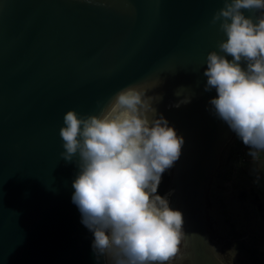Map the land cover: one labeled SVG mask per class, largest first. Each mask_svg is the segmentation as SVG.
I'll return each instance as SVG.
<instances>
[{"label":"water","instance_id":"obj_1","mask_svg":"<svg viewBox=\"0 0 264 264\" xmlns=\"http://www.w3.org/2000/svg\"><path fill=\"white\" fill-rule=\"evenodd\" d=\"M223 0H0V264H102L72 202L68 110L100 114L119 90L148 95L184 138L164 194L183 212L181 264H238L208 228L207 191L233 132L211 112L206 57ZM254 19L259 13L245 12ZM230 59V57H229Z\"/></svg>","mask_w":264,"mask_h":264},{"label":"clouds","instance_id":"obj_2","mask_svg":"<svg viewBox=\"0 0 264 264\" xmlns=\"http://www.w3.org/2000/svg\"><path fill=\"white\" fill-rule=\"evenodd\" d=\"M223 5L210 23L225 39L206 57L204 91L215 90L212 114L257 160L264 155V0ZM156 87L123 88L99 115L68 110L63 116L60 155L66 162L75 158L79 168L72 202L94 235L97 260L106 264H181L187 258L183 212L171 207V192L158 191L185 141L154 106L161 97L148 95Z\"/></svg>","mask_w":264,"mask_h":264},{"label":"trees","instance_id":"obj_3","mask_svg":"<svg viewBox=\"0 0 264 264\" xmlns=\"http://www.w3.org/2000/svg\"><path fill=\"white\" fill-rule=\"evenodd\" d=\"M249 149L243 145L235 134L228 141L226 146L223 149L221 154V165L216 170L212 181L209 185L207 191V203L206 211L209 214H217L220 211L224 216L227 214L226 222H229V243L234 245V248L237 251H249L254 252V249L251 247V243L248 242L246 238L250 235V230L252 229H242L240 230L233 221L232 213H230L229 208L226 205V201L221 193L215 191L214 183L223 180L227 181L230 179V174L232 173L235 165L238 166L240 174L250 183L251 185L246 186L242 185L240 189L237 190L236 197L246 205L252 207L254 210V215L251 218H254L255 221L260 222L264 225V201L260 197V191H256V187L253 186L252 181L257 177V168L255 170L253 164L255 160L248 155ZM171 177L170 170L165 172L162 177V182L159 186V194L163 195L165 188L169 184ZM170 185V184H169ZM248 203V204H247ZM243 213H245L243 211ZM254 222V221H253ZM243 222H240L241 224ZM241 227V225L239 226ZM240 231H239V230ZM257 233V232H256ZM254 264H259L257 257L254 256Z\"/></svg>","mask_w":264,"mask_h":264},{"label":"rangeland","instance_id":"obj_4","mask_svg":"<svg viewBox=\"0 0 264 264\" xmlns=\"http://www.w3.org/2000/svg\"><path fill=\"white\" fill-rule=\"evenodd\" d=\"M222 152L223 150L220 153L216 170L221 165ZM253 162L255 170L256 168L258 170L256 173L258 175L254 178L252 184L256 187V191H260V197L264 201V155H261ZM213 185L215 187V191L221 193L224 197L226 205L229 208L230 213H232L235 225L240 230L249 228L252 229L250 230V235L246 239L252 244L251 247L254 249V252L237 251L234 248V245L229 243V222L227 223L225 221L227 214L224 216V214L218 211L217 214L212 215L206 211V221L209 230L223 242V245L227 247L230 256L234 257L238 264H254V256L257 257L259 264H264V225L255 221L254 218H251L252 215L255 214L252 207L244 204L236 197L237 190L240 189L242 185L249 186L251 184L248 183V181L240 174L238 166L235 165L232 173L230 174L229 180L225 181L222 178L219 182H215ZM243 211L245 213H243ZM240 222L243 223L239 224ZM240 225L241 227H239Z\"/></svg>","mask_w":264,"mask_h":264},{"label":"bare ground","instance_id":"obj_5","mask_svg":"<svg viewBox=\"0 0 264 264\" xmlns=\"http://www.w3.org/2000/svg\"><path fill=\"white\" fill-rule=\"evenodd\" d=\"M137 84H143V83L141 82V83H137ZM135 85H136V84H135ZM106 105H107V104H106ZM106 105H105V106H106ZM105 106H104V107H105ZM100 111H101V110H100ZM100 111H99V112H100ZM97 115H98V114H97ZM102 264H106V261L104 260L103 257H102Z\"/></svg>","mask_w":264,"mask_h":264},{"label":"flooded vegetation","instance_id":"obj_6","mask_svg":"<svg viewBox=\"0 0 264 264\" xmlns=\"http://www.w3.org/2000/svg\"><path fill=\"white\" fill-rule=\"evenodd\" d=\"M212 178H213V177H212ZM211 181H212V180H211ZM211 181H210V182H211Z\"/></svg>","mask_w":264,"mask_h":264}]
</instances>
